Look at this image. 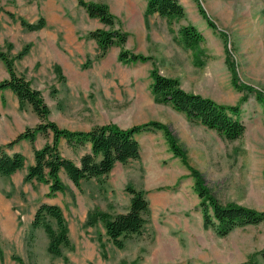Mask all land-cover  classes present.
<instances>
[{
  "label": "rangeland",
  "instance_id": "obj_1",
  "mask_svg": "<svg viewBox=\"0 0 264 264\" xmlns=\"http://www.w3.org/2000/svg\"><path fill=\"white\" fill-rule=\"evenodd\" d=\"M84 1L108 6L115 28L127 32L123 46L113 44L100 54L90 31L113 27L91 17L80 0H0V50L13 59L17 74L26 71L23 75L32 86L41 88L50 109L47 120L73 131L110 122L121 127L163 122L216 198L264 210V102L257 95L258 91L264 95V0H179L186 14L171 19L147 13V0ZM41 18L45 20L41 28L47 22L70 28L61 30L57 44L67 60L63 64L23 38L30 29L22 20L36 23ZM185 25L202 34L193 46L186 44L181 32ZM70 31L75 35L65 38ZM123 48L148 58L121 60ZM49 51L61 57L53 48ZM43 56H48L46 61ZM231 63L237 81L253 89L234 84ZM6 67L0 58V81L6 79ZM39 67L45 75L35 73ZM153 69L176 77L187 91L237 105L244 133L229 140L171 103L157 101ZM4 89H0V154L19 150L26 165L13 174L0 173V264H264V220L236 226L223 235L215 225H206L192 169L174 152L163 129L140 132L139 158L117 163L107 175L85 179L80 185L61 177L65 188L53 194L48 183L27 181V168L35 161L29 152L36 139L9 142L22 126L33 128L42 120L27 126L31 112L21 109ZM47 132L51 134L44 135L45 143L54 139L51 129ZM58 147L74 162L88 148L87 143L71 145L64 137ZM128 185L143 190L150 206L141 233L119 247L101 217L93 222L89 218L127 211ZM43 203L63 210L70 246H63L61 255L50 251L44 227L33 226ZM49 221L57 227L54 219Z\"/></svg>",
  "mask_w": 264,
  "mask_h": 264
},
{
  "label": "trees",
  "instance_id": "obj_2",
  "mask_svg": "<svg viewBox=\"0 0 264 264\" xmlns=\"http://www.w3.org/2000/svg\"><path fill=\"white\" fill-rule=\"evenodd\" d=\"M80 3L86 8L91 17H98L104 24L113 27L108 30L98 28L90 31V36L98 42L101 55L113 44L124 45L127 41V32L115 28L114 16L105 3L86 2L84 0H80ZM154 12L168 19L181 18L186 14V10L179 0H147V13ZM22 24L28 29L34 30L44 26L45 20L41 18L36 23L22 20ZM181 32L186 44L189 46H193L202 39V34L193 25L183 26ZM27 50L28 47L20 52L18 57L24 55ZM0 58L6 64L9 72V77L0 81V89H12L19 99L21 108L26 103L31 104L42 120L33 128L27 127L9 144L23 138L34 141L38 131L45 133L48 129H51L53 132L54 139L52 142H47L42 148L34 146L35 161L27 168L25 175L27 181L37 179L46 182L49 184L50 193L53 194L65 188V184L60 177L62 169L66 171L76 185H80L82 179L107 175L117 162L125 164L130 160L139 158L140 144L136 136L148 129H163L174 152L180 155L190 166L184 151L178 146L169 126L157 120H150L129 127H121L112 122L97 124L88 131H73L58 126L55 121L47 120L50 109L41 90L33 87L30 80L23 74L16 73L13 59L2 50H0ZM146 58L148 57L143 54L130 52L125 48L120 52V59L124 61H136ZM230 68L235 85H239L240 88L253 89L250 85L237 81L238 76L234 63L230 64ZM151 75L153 77L152 89L157 101L171 103L176 110L186 113L192 119L199 120L209 128L216 129L229 140L239 138L244 133L245 125L238 116L240 109L237 105L221 104L200 93L187 91L181 86L179 79L163 75L159 73L158 69H153ZM257 95L264 102V95L260 91ZM61 137L66 138L68 143L74 146L90 142L91 151L84 153L81 156L80 164H77L60 152L58 145ZM25 165L26 156L22 152H14L13 154L1 152L0 154L1 174H13L24 168ZM191 169L195 178V188L201 198L206 225H215L218 232L223 235L236 226L258 224L264 220V210H256L232 202L222 203L205 185L202 173L196 168L191 167ZM127 190L131 194V204L127 211L115 215L95 213L89 218V222H93L96 217H101L106 226L107 234L113 243L119 247L124 245L126 238L141 233L150 206L143 190L136 189L132 185H128ZM210 210H212V213ZM49 218L56 221V228L52 226ZM33 226L44 227L49 236V249L52 253L61 255V248L70 246L66 219L59 205L43 203L36 211Z\"/></svg>",
  "mask_w": 264,
  "mask_h": 264
},
{
  "label": "crops",
  "instance_id": "obj_3",
  "mask_svg": "<svg viewBox=\"0 0 264 264\" xmlns=\"http://www.w3.org/2000/svg\"><path fill=\"white\" fill-rule=\"evenodd\" d=\"M28 7H30V8H32L33 9V5H29ZM68 25L67 24H57V23H51V22H47V25L45 26V27H43V28H40V29H37V30H26V32H24V35H23V38H25L26 37V40H29V41H34L33 43H34V46L33 47H37V48H39V50H41V53L45 56L46 54H45V51H47V55L50 57V59L51 60H53V59H57L56 61H57V63H64L65 61H67L65 58H64V56H61V53H60V51H59V49H58V47H57V44H58V42L60 41V36H62L61 34H60V32H61V30L64 28L65 30H66V28L65 27H67ZM54 27V28H53ZM69 30H70V28L69 27H67ZM71 33H67V34H65L64 35V37L65 38H67V39H69L70 38V35H75L74 33H73V31H70ZM72 38V37H71ZM50 48H53L54 49V51L56 52V55L57 56H61V57H54L53 56V52H50L49 51V49ZM43 56V60L44 61H46V58L48 57H44ZM28 57H30V54L26 57V58H28ZM42 57V56H41ZM42 61V60H41ZM24 64H25V62H24ZM28 64H31V63H28ZM27 64V66L29 67V65ZM26 65V64H25ZM33 66V65H32ZM7 68V67H6ZM30 69H31V67H30ZM23 72V74L24 73H26V71H22ZM31 72V71H30ZM35 73H37V74H39V75H41V76H43V75H45V73H44V71L42 70V69H40V67H39V69H37V71H35ZM6 76H5V78H8L9 77V72H8V69H6ZM27 75H29V73H27ZM44 78V77H43ZM38 89H41L38 85L36 86ZM35 87V88H36ZM3 91H5V92H7V93H9V94H11L15 99H17L18 100V103H19V99H18V97H17V95L15 94V92L12 90V89H10V88H6V89H4ZM19 107L21 108V106H20V103H19ZM21 109H28L30 112H31V116L30 117H33V119H32V121H31V125H27V126H33L32 125V123H34V125L35 124H37L38 122H40L41 121V118L39 117V115L37 114V112L33 109V107H32V105L31 104H28V103H26ZM25 121H26V119H25ZM97 125V124H96ZM24 126L26 127V122H25V124H24ZM24 127L22 126L21 127V130L20 131H18V133H17V135L16 136H18V134L19 133H21V132H23L24 131V129H23ZM48 133L49 134H51V132H47V133H44V132H38L37 133V135H36V137H35V145H32V149H30V152H29V155H31L32 154V156L34 157V146L36 147V148H42L46 143H45V140L43 139V137H44V135H47L48 136ZM53 135V134H52ZM59 143H60V141H59ZM87 149L86 150H84L83 152H81V154H80V159H81V156L84 154V153H86V152H89V151H91V143L90 142H87ZM15 151H17V152H21V151H19V150H15ZM23 153V152H22ZM24 154V153H23ZM80 159H79V161L78 162H76L77 164H80ZM117 163H121V162H117ZM116 163V164H117ZM115 164V165H116ZM60 174H61V176L60 177H68L69 178V180H71V178L68 176V174L66 173V171L64 170V169H62L61 170V172H60ZM93 178H95V177H93ZM90 179H92V178H90ZM83 180H85V179H82L81 180V182L80 183H82V181ZM87 180V179H86Z\"/></svg>",
  "mask_w": 264,
  "mask_h": 264
}]
</instances>
